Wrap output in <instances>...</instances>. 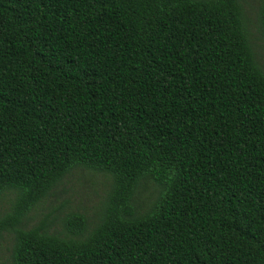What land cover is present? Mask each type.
Listing matches in <instances>:
<instances>
[{"label": "trees", "instance_id": "trees-1", "mask_svg": "<svg viewBox=\"0 0 264 264\" xmlns=\"http://www.w3.org/2000/svg\"><path fill=\"white\" fill-rule=\"evenodd\" d=\"M78 167L111 178L98 220L30 224ZM6 192L11 264H264V64L241 0H0Z\"/></svg>", "mask_w": 264, "mask_h": 264}, {"label": "rangeland", "instance_id": "rangeland-1", "mask_svg": "<svg viewBox=\"0 0 264 264\" xmlns=\"http://www.w3.org/2000/svg\"><path fill=\"white\" fill-rule=\"evenodd\" d=\"M262 0H241L247 26L252 41L264 64V33L259 21V7ZM109 175L86 168H76L65 176L52 192L30 211V224L51 212L56 217V230L64 229V219L68 212H80L87 216L89 227L92 226L103 211L107 190L110 187ZM144 184V185H143ZM137 201L150 204L158 195L159 187L152 180L143 181ZM13 195L6 192L0 198V213L8 208ZM147 206H143L142 209ZM141 208V207H140ZM13 233L3 232L0 236V264H11Z\"/></svg>", "mask_w": 264, "mask_h": 264}]
</instances>
